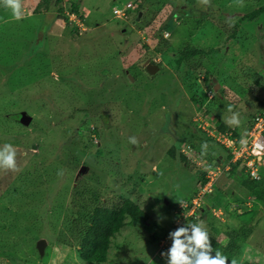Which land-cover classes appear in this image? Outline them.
I'll list each match as a JSON object with an SVG mask.
<instances>
[{"label": "rangeland", "instance_id": "374dc122", "mask_svg": "<svg viewBox=\"0 0 264 264\" xmlns=\"http://www.w3.org/2000/svg\"><path fill=\"white\" fill-rule=\"evenodd\" d=\"M128 3L126 16H115ZM71 4L82 15L70 21L63 17ZM263 4L23 0L21 20L0 6V148L17 149V169H0V264H88L69 224L76 195L88 209L133 199L150 216L127 217L108 260L96 264H160L162 237L213 217L222 227L254 226L234 259L264 264V204L241 183L244 165L233 169L230 150L199 128L202 119L228 124L238 112L241 125L228 126L245 137L264 108V14L244 20ZM187 43L202 53L179 65ZM147 60L159 66L155 74ZM22 111L30 125L20 122ZM215 167L222 173L203 205H219L203 218H182L180 206ZM223 230L217 236L226 243Z\"/></svg>", "mask_w": 264, "mask_h": 264}, {"label": "trees", "instance_id": "16d2710c", "mask_svg": "<svg viewBox=\"0 0 264 264\" xmlns=\"http://www.w3.org/2000/svg\"><path fill=\"white\" fill-rule=\"evenodd\" d=\"M51 0H45L48 4ZM48 7V6H47ZM70 10L72 12L80 15L81 10L79 6H74L71 4ZM64 13V10H63ZM264 14V4L259 6V8L254 9L244 16V20L254 21L257 20L260 15ZM65 19L69 20L68 15L64 14ZM164 29V28H163ZM162 31V30H161ZM202 51L199 48L192 46L190 43L185 44L184 49L179 53L177 63L180 65L183 61H187L193 56L201 54ZM264 109V108H263ZM263 109L261 111H263ZM259 111L258 113H260ZM256 113V114H258ZM249 120V127L247 131L250 130L255 115ZM218 130L222 132L232 131L228 124L220 123ZM248 133V132H247ZM233 136L237 138H242V136L233 132ZM188 157L184 154H180L181 160H186ZM233 169H238L240 163H233ZM243 171L246 178H240L241 183L245 185L246 189L259 201L264 204V185L261 183L263 180H253L248 177V173L244 171V167L240 170ZM206 178L203 179V183ZM82 202L79 200V195H76L73 206H72V216L70 218L69 224L71 230L76 233L79 238L78 253L82 260L88 264H96L106 262L109 258V250L111 247L112 240L120 232V230L126 225L127 217L135 222H148L149 214L140 207V205L133 199H125L121 204L106 207V206H94L88 209L86 206H81ZM214 205H219L218 202L213 201L210 205H203L201 210V217L207 213H210ZM198 220V219H197ZM196 221V220H194ZM195 223V222H194ZM220 221L211 219L207 222L209 234L211 237L213 254L215 251L219 250L225 256L228 257L229 261L233 260L242 249L244 242L253 233L254 226L248 223H242L232 226L231 224H226V227H222ZM223 228V232L226 235V243H222L218 240V229ZM158 257V256H157ZM160 259V264H166L163 262L164 257H158ZM252 264V263H247Z\"/></svg>", "mask_w": 264, "mask_h": 264}, {"label": "clouds", "instance_id": "9594fccd", "mask_svg": "<svg viewBox=\"0 0 264 264\" xmlns=\"http://www.w3.org/2000/svg\"><path fill=\"white\" fill-rule=\"evenodd\" d=\"M207 5L210 0H200ZM0 6L10 9L16 20L24 18L23 0H0ZM232 112V107L229 106ZM230 126H240L241 119L238 112H233L232 116L226 121ZM129 142L133 145L139 143L135 137H129ZM242 146H247V140L242 138ZM202 154L207 153V142L202 143ZM253 155L257 159L264 160V145L256 143L253 147ZM17 149L10 143L4 144L0 148V169H17ZM171 245L160 255L166 258V264H229V259L219 250L213 255L211 237L206 224L203 221L196 223H184L168 233ZM230 264H237L235 259Z\"/></svg>", "mask_w": 264, "mask_h": 264}, {"label": "built area", "instance_id": "2783aa9c", "mask_svg": "<svg viewBox=\"0 0 264 264\" xmlns=\"http://www.w3.org/2000/svg\"><path fill=\"white\" fill-rule=\"evenodd\" d=\"M131 7H132V3H128L122 9L115 7L113 9V12L117 17H124L126 16L128 10ZM66 14L68 15L69 20L71 21L73 20L72 16H74L76 13L72 11L71 12L66 11ZM199 128L201 130H205L213 139H215L217 142L224 145L226 148L230 150L232 156L230 160V164L238 163V162L240 163V165L243 164L244 169L246 173H248V177L250 179L258 181L262 178L261 168L263 167L262 161L264 160L257 159V157L253 155V147L256 143L264 145V109L263 111L255 115L253 124L247 136L242 137L247 140L248 142L247 146L241 145L240 141L242 138L234 137L233 131H226V132L219 131L217 127L211 125L210 122L207 120L202 119L201 122L199 123ZM183 151L184 154L189 153L186 152L185 150ZM205 172L207 173L206 181L201 184V187L203 185L201 192L196 194V196L193 198L191 203L183 202V204L180 206L182 211L181 212L182 218L186 219L191 216H194L192 218H197V213L201 214L203 201L205 197H207V195L213 190V187L218 177L221 175L222 170L220 167H215L214 169H207L205 170ZM201 195L203 196L201 197ZM215 214H217L216 211ZM158 245L159 246L157 250V255L161 256L160 253L162 251H166L171 245V240L168 238V234L159 240Z\"/></svg>", "mask_w": 264, "mask_h": 264}, {"label": "water", "instance_id": "95a60500", "mask_svg": "<svg viewBox=\"0 0 264 264\" xmlns=\"http://www.w3.org/2000/svg\"><path fill=\"white\" fill-rule=\"evenodd\" d=\"M145 66H146V69L148 70V72L151 73V74H155L158 71V69H159V66L154 64L150 60H147L145 62ZM129 77H130V79L133 80L132 76H129ZM214 82H215V90H217L218 84L216 83V79H214ZM32 119H33V117L31 115H29L26 111H22L21 112V114H20V122L22 124L30 125V123L32 122ZM87 169H88L87 166H82L80 168V174H83ZM47 244H48V242H47V240L45 238H41V239L38 240L37 246H38V249H39V252H40L41 255H43L45 253Z\"/></svg>", "mask_w": 264, "mask_h": 264}]
</instances>
